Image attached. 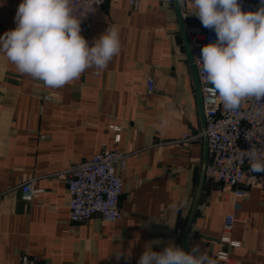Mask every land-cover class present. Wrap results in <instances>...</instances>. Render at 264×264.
Here are the masks:
<instances>
[{
	"label": "crops",
	"instance_id": "crops-1",
	"mask_svg": "<svg viewBox=\"0 0 264 264\" xmlns=\"http://www.w3.org/2000/svg\"><path fill=\"white\" fill-rule=\"evenodd\" d=\"M20 3L0 0V36L16 27ZM180 3L186 31L205 30L191 0ZM111 25L120 30L119 54L57 89L21 74L0 52V264H16L23 251L40 264H138L145 248H182L205 138L174 0L138 7L106 0L81 35L92 46ZM186 132L196 137L176 142ZM104 146L128 154L123 216L73 222L66 183L55 174ZM32 178L41 191L26 201L18 186ZM244 191L236 197L233 188L204 182L189 251L198 246L214 264H264V185ZM228 213L237 218L230 237L238 246L221 240Z\"/></svg>",
	"mask_w": 264,
	"mask_h": 264
},
{
	"label": "clouds",
	"instance_id": "clouds-1",
	"mask_svg": "<svg viewBox=\"0 0 264 264\" xmlns=\"http://www.w3.org/2000/svg\"><path fill=\"white\" fill-rule=\"evenodd\" d=\"M192 15L216 40L196 60L202 78L225 109L248 97H264V0L257 11H243L239 0H191ZM16 27L0 36V52L18 72L57 89L78 80L87 69H105L121 50L120 30L108 26L92 46L81 35L72 0H21ZM253 172H264V158L248 150ZM119 259V254L117 256ZM214 264L198 246L184 251L169 243L162 251L145 248L138 264Z\"/></svg>",
	"mask_w": 264,
	"mask_h": 264
},
{
	"label": "built area",
	"instance_id": "built-area-1",
	"mask_svg": "<svg viewBox=\"0 0 264 264\" xmlns=\"http://www.w3.org/2000/svg\"><path fill=\"white\" fill-rule=\"evenodd\" d=\"M143 0H129L132 7H138ZM106 0H72L75 16L81 19V30L87 32L96 9ZM243 11H257L261 0H239ZM194 63L200 58L204 45L214 42L213 30L187 31ZM202 94L205 130L200 134L207 138L208 161L204 182L220 183L234 189L236 197L245 196V188L264 185V172H253L248 159V150L264 158V97H248L237 109H225L213 86L201 76L195 63ZM148 90L153 91V81H147ZM199 135V136H200ZM196 136L183 133L176 142H189ZM128 154L119 149L104 146L91 159L75 164L56 173L67 186L68 207L73 222H83L95 216L102 221L114 223L123 216L122 173L126 168ZM35 178L19 184L21 196L30 201L41 190L35 186ZM237 218L228 213L223 224L221 240L231 246L239 242L231 240L230 234ZM227 252H220L219 258L227 259ZM16 264H40L36 256L23 251Z\"/></svg>",
	"mask_w": 264,
	"mask_h": 264
},
{
	"label": "water",
	"instance_id": "water-1",
	"mask_svg": "<svg viewBox=\"0 0 264 264\" xmlns=\"http://www.w3.org/2000/svg\"><path fill=\"white\" fill-rule=\"evenodd\" d=\"M174 7H175V12H176V16H177V20H178V25H179V29L182 35V38L184 40V45L186 48V53H187V58L189 60V65L191 68V72H192V77L194 80V84H195V89H196V95H197V102H198V110H199V115L201 117V121H202V126H203V131L205 130V116H204V106H203V100H202V94H201V90H200V83H199V77H198V73H197V69L194 63V59H193V53H192V49H191V45L189 42V38H188V34L185 28V20H184V16L182 13V8H181V3L180 0H174ZM205 138V153H204V159H203V164H202V170H201V175H200V180L197 186V190L195 193V197L193 200V204H192V208H191V212L188 218V222H187V226L183 235V240H182V249L186 252L189 251V233H190V228H191V224H192V219L194 216V213L197 209L198 203H199V199H200V195H201V191L204 185V173H205V168L207 165V161H208V145H207V138L204 136Z\"/></svg>",
	"mask_w": 264,
	"mask_h": 264
}]
</instances>
